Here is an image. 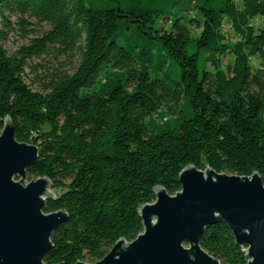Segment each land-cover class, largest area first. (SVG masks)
Returning <instances> with one entry per match:
<instances>
[{"label":"trees","instance_id":"obj_1","mask_svg":"<svg viewBox=\"0 0 264 264\" xmlns=\"http://www.w3.org/2000/svg\"><path fill=\"white\" fill-rule=\"evenodd\" d=\"M13 19L26 36L28 19L50 30L8 55ZM50 54L65 71L48 67L34 90L28 63ZM253 59L264 61V0H0V134L9 118L16 140L38 147L27 178H49L60 192L44 212L68 215L45 264H93L134 241L139 208L156 187L181 191L187 166L264 183V69ZM201 246L248 264L224 223Z\"/></svg>","mask_w":264,"mask_h":264},{"label":"water","instance_id":"obj_2","mask_svg":"<svg viewBox=\"0 0 264 264\" xmlns=\"http://www.w3.org/2000/svg\"><path fill=\"white\" fill-rule=\"evenodd\" d=\"M39 157L35 145L18 142L9 118L0 134V264H45L54 231L68 219L45 213L55 199L47 177L27 183V169ZM205 163V161H203ZM175 195L156 187L155 202L139 208L143 232L132 242L120 239L93 264H222L201 241L207 228L226 224L248 264H264V183L249 177L187 166ZM64 264V263H61ZM77 264H89L78 262Z\"/></svg>","mask_w":264,"mask_h":264},{"label":"rangeland","instance_id":"obj_3","mask_svg":"<svg viewBox=\"0 0 264 264\" xmlns=\"http://www.w3.org/2000/svg\"><path fill=\"white\" fill-rule=\"evenodd\" d=\"M239 5L242 3V0H234ZM29 26L27 27V30L33 31V34H30L26 36L22 31L19 25L16 24V20L13 19V28L10 30L7 34V39L4 43V48L6 49L8 55H12L16 52L20 47L24 45H28L31 39L37 38L42 36L45 32L50 30V26L45 23H40L39 21L35 19H28ZM193 30L197 33L199 32V29L193 28ZM224 34L228 38V40L231 43H236L238 40V37L235 36L233 29L231 28V25L228 23H225ZM253 65L256 68L264 69V61L260 59H253ZM232 63L231 58H225L223 61V68L228 67V65ZM37 67L35 70H33V67ZM48 67H55L59 70L65 71V58L62 57L59 60L55 58V55H47L43 56L39 59H33L28 63V67L25 70V80L26 83L31 86L34 90H41L40 87V79L43 77L44 70ZM171 75L173 79L178 80L179 79V70L175 67H172ZM30 180L27 178V183ZM51 191L55 196L59 194V190H55L51 188Z\"/></svg>","mask_w":264,"mask_h":264}]
</instances>
